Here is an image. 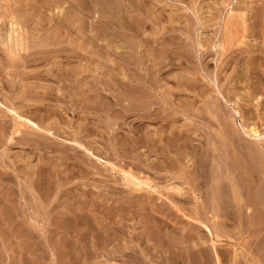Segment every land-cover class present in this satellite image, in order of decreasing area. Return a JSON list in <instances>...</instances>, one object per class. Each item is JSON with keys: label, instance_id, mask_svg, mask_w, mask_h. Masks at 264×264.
<instances>
[{"label": "rangeland", "instance_id": "obj_1", "mask_svg": "<svg viewBox=\"0 0 264 264\" xmlns=\"http://www.w3.org/2000/svg\"><path fill=\"white\" fill-rule=\"evenodd\" d=\"M22 1H0V264H264V0Z\"/></svg>", "mask_w": 264, "mask_h": 264}, {"label": "bare ground", "instance_id": "obj_2", "mask_svg": "<svg viewBox=\"0 0 264 264\" xmlns=\"http://www.w3.org/2000/svg\"><path fill=\"white\" fill-rule=\"evenodd\" d=\"M1 1V0H0ZM6 1V0H5ZM24 1V0H23ZM22 1V2H23ZM63 1V0H62ZM98 1V0H97ZM103 1V0H102ZM106 1V0H105ZM8 2H11V1H8ZM30 2V1H29ZM38 2V1H37ZM264 2V1H263ZM82 3V2H81ZM80 3V4H81ZM97 3V2H96ZM8 4V3H7ZM20 4V3H19ZM79 4V5H80ZM10 5V4H9ZM8 5V6H9ZM25 5V4H24ZM7 6V5H6ZM22 6V5H21ZM82 6V5H81ZM102 6V5H101ZM5 7V6H4ZM16 7V6H15ZM94 7V6H93ZM120 7V6H119ZM18 8V7H17ZM30 8V7H29ZM258 8V7H257ZM6 9V8H5ZM4 9V10H5ZM19 9L20 8H18V10H17V12L19 11ZM31 9V8H30ZM70 9V8H69ZM3 10V7H2V11H4ZM10 10V9H9ZM13 10H14V7H13ZM16 10V9H15ZM14 10V11H15ZM33 10V9H32ZM257 10V9H256ZM26 11V10H25ZM100 11V10H99ZM6 12V11H5ZM16 12V11H15ZM27 12V11H26ZM25 12V13H26ZM102 14H103V12L102 11H100ZM1 13V12H0ZM10 13V12H9ZM12 13H13V11H12ZM65 13V12H64ZM68 13V12H67ZM141 13V12H140ZM144 13V12H143ZM166 13V12H165ZM21 14V13H20ZM35 14V13H34ZM256 14V13H255ZM12 15H14V13L12 14ZM28 15V14H27ZM68 15V14H67ZM101 15V14H100ZM105 15V14H104ZM1 16V15H0ZM35 16V15H34ZM115 16V15H114ZM149 16V15H148ZM159 16V15H158ZM155 17L156 18V20H158V21H161V18H159V17ZM167 16V15H166ZM256 16V15H255ZM59 17V16H58ZM77 17H79L78 15H77ZM142 17V16H141ZM149 17H151V16H149ZM248 17V16H247ZM102 18V17H101ZM148 18V17H147ZM154 18V19H155ZM21 19V18H20ZM22 19H23V17H22ZM55 19H58V18H55ZM171 19V18H170ZM256 19V18H255ZM10 26L11 27H15V26H18V21H17V18H13V16H10ZM28 20H30V19H28ZM109 20V19H108ZM155 20V24H156V21ZM174 20V19H173ZM27 21V20H26ZM56 21V20H55ZM74 21V20H73ZM128 21V20H127ZM20 23H23L22 21H19ZM25 22V21H24ZM64 22V21H63ZM27 23V22H26ZM87 23V22H86ZM119 23V22H118ZM154 23V22H153ZM70 24V23H69ZM132 24V23H131ZM137 24V23H136ZM22 25V24H21ZM65 25V24H64ZM128 25V24H127ZM135 25V24H134ZM60 26V25H59ZM117 26V25H116ZM136 26V25H135ZM139 26H141V25H139ZM245 26V25H244ZM20 27V26H19ZM87 27V26H86ZM95 27V26H94ZM93 27V28H94ZM22 28V27H21ZM80 28V27H79ZM115 28V27H114ZM118 28V27H117ZM124 28V27H123ZM145 28V27H144ZM244 28V27H243ZM19 29V28H18ZM34 29V28H33ZM37 29V28H36ZM96 29V28H95ZM103 29H104V27H103ZM142 29V28H141ZM140 29V30H141ZM15 30V29H14ZM17 30V29H16ZM21 30V29H20ZM38 30V29H37ZM65 30L67 31V33H70V29L69 28H67L66 27V25H65ZM98 30V29H97ZM31 31V30H30ZM34 31V30H33ZM122 31V30H121ZM129 31V30H128ZM12 32V31H11ZM88 32V31H87ZM107 32V31H106ZM125 32H127V31H125ZM17 32H15V34H16ZM32 33V32H31ZM138 33V32H137ZM242 33V32H241ZM21 34V33H20ZM34 34V33H33ZM36 34V33H35ZM46 34H48V33H46ZM28 35V34H27ZM30 35V34H29ZM53 35V34H52ZM58 35V34H57ZM78 35V34H77ZM92 35V34H91ZM129 35V34H128ZM33 36H35V35H33ZM45 36V35H44ZM22 37V36H21ZM32 37V36H31ZM48 37L49 36H46V38L44 39V41H43V39H42V42H45L44 44L45 45H43V46H46V47H50L51 45H53V43H50L49 41H48ZM34 38V37H33ZM50 38V37H49ZM25 39V38H24ZM35 39V38H34ZM13 40V39H12ZM20 40V39H19ZM35 40H37V39H35ZM50 40H53V39H50ZM120 40V39H119ZM165 40V39H164ZM16 41V40H15ZM54 41V40H53ZM106 41V40H105ZM112 41V40H111ZM168 41V40H167ZM20 42V41H19ZM38 42V41H37ZM37 42L35 43V45L37 44ZM238 42V41H237ZM246 42V41H245ZM39 43L40 42H38V44L37 45H39ZM142 43V42H141ZM168 43V42H167ZM171 43V42H170ZM6 44V43H5ZM12 44V43H11ZM14 44V43H13ZM22 44V43H21ZM31 44V43H30ZM89 44V43H88ZM123 44H124V42H123ZM128 44V43H127ZM173 44V43H172ZM242 44V43H241ZM17 45V44H16ZM24 45V44H23ZM33 45V44H32ZM33 46V47H38V46ZM81 45V44H80ZM129 45V44H128ZM127 45V46H128ZM141 45V44H140ZM143 45V44H142ZM153 45V44H152ZM15 46V45H14ZM29 46V45H28ZM28 46H27V48H28ZM54 46V45H53ZM56 46V45H55ZM132 46V45H131ZM26 47V46H25ZM41 47V46H40ZM134 47V46H133ZM5 48V47H4ZM51 48V47H50ZM54 48V47H53ZM125 48V47H124ZM135 48V47H134ZM6 49V48H5ZM8 49V48H7ZM10 49H12V48H10ZM21 49H23V48H21ZM45 49V48H44ZM102 49V48H101ZM122 49V48H121ZM132 49V48H131ZM137 49V48H136ZM35 50V49H34ZM36 50H39V49H36ZM114 50V49H113ZM160 50V49H159ZM28 51V50H27ZM66 51V48H61V49H56V50H52V49H48L47 51H34L32 54H31V56H35V58L34 59H31V60H28V62H26L27 64H29V63H31L30 65H32V63H37V62H39V60H37V59H39L38 57H40L41 58V56H44V55H52V54H60V53H63V52H65ZM74 51H75V49H74ZM112 51V50H111ZM131 51H133V50H131ZM240 52H241V50H239ZM23 52H24V50H23ZM26 52V51H25ZM122 52V51H121ZM125 52V51H124ZM124 52H122V53H124ZM244 52V51H243ZM5 53V52H4ZM11 53V52H10ZM30 53V52H29ZM118 53V52H117ZM130 53H132V52H130ZM134 53V52H133ZM132 53V54H133ZM137 53V52H136ZM9 54V53H8ZM18 54V53H17ZM109 54V53H108ZM119 54V53H118ZM138 54V53H137ZM147 54V53H146ZM240 54V53H239ZM1 55V54H0ZM14 55V54H13ZM114 55V54H113ZM125 55V54H124ZM165 55V54H164ZM230 55V54H229ZM12 56V55H11ZM17 56V55H16ZM105 56V55H104ZM116 56H118L117 54H116ZM131 56V55H130ZM129 56V57H130ZM234 56V55H233ZM136 57V56H135ZM9 58V57H8ZM43 58V57H42ZM5 59V58H4ZM12 60V59H11ZM112 60V59H111ZM115 60V59H114ZM117 60V59H116ZM122 60V59H121ZM138 61H139V59H138ZM11 62V61H10ZM77 62V61H76ZM120 62H122V61H120ZM136 62V61H135ZM165 62V61H164ZM202 62V61H201ZM7 63H8V61H7ZM26 63H25V65H26ZM138 63V62H137ZM13 64V63H12ZM9 65V64H8ZM22 65V64H21ZM124 65H125V63H124ZM158 65V64H157ZM10 66V65H9ZM14 66V65H13ZM27 66V65H26ZM67 66V65H66ZM66 66H64V67H59V68H57L55 71L57 72V73H60L61 74V78L62 77H67V80L68 81H70L71 79L73 80V81H81L82 79H83V75H82V77H81V75L79 76V75H77L76 77L74 76H69L70 75V73H69V69H67V67ZM123 66V65H122ZM184 66V65H183ZM11 67V66H10ZM130 67V66H129ZM148 67V66H147ZM30 68V67H29ZM140 69V68H139ZM138 69V70H139ZM86 70V69H85ZM84 70V71H85ZM152 70V69H151ZM54 70L52 71V69H50V72H48L47 74H45V75H43V74H41V73H39V72H37V73H32V74H29V75H25L24 74V76H26V80L29 78V79H39L38 81H40V79H43L44 78V76H47V75H50V76H55L54 75V72H55ZM240 71V70H239ZM82 72H83V70H82ZM69 73V74H68ZM80 73V72H79ZM72 74V73H71ZM74 74V73H73ZM157 74V73H156ZM126 75V74H125ZM23 76V75H22ZM79 76V77H78ZM130 76V75H129ZM85 77V76H84ZM131 77V76H130ZM161 77V76H160ZM237 77V76H236ZM69 78V79H68ZM152 79H153V77H152ZM55 80V79H54ZM59 80V79H58ZM241 80V79H240ZM10 81V80H9ZM12 81V80H11ZM63 81V80H62ZM100 81V80H99ZM115 81V80H114ZM41 82V81H40ZM65 82V81H64ZM72 82V81H71ZM70 82V83H71ZM141 82V81H140ZM155 82V81H154ZM6 83V82H5ZM16 83V82H15ZM67 83V82H66ZM88 83V82H87ZM104 83V82H103ZM121 83V82H120ZM100 84V83H99ZM130 84V83H129ZM136 84V83H135ZM151 84V83H150ZM125 85V84H124ZM123 85V86H124ZM131 85V84H130ZM14 86V85H13ZM33 88L31 89L30 87H29V89L27 90H25V91H27V92H25L24 90V92L22 91V93H21V95L19 96L21 99H24L25 101L26 100H28V98H32L33 97V99L34 98H38V100H39V98H41L42 96L44 97H49V95H47V93L48 94H52L51 92H50V88H49V86H48V88H44V87H42V90H43V88H44V90H46L47 92H45L44 90L42 91L41 90V87H40V85H38V87H39V89L41 90V91H38L39 89L37 88V86H35V88H34V85L32 86ZM149 87V86H148ZM158 87V86H157ZM161 87V86H160ZM5 88V87H4ZM24 88V87H23ZM99 89V88H98ZM51 90H52V88H51ZM64 90V89H63ZM105 90V89H104ZM124 90V89H123ZM16 91V90H15ZM82 92V91H81ZM83 92H85V91H83ZM143 93V92H142ZM42 95V96H41ZM74 95V94H73ZM135 95V94H134ZM158 95V94H157ZM51 96V95H50ZM70 96V95H69ZM81 96V95H80ZM11 97V96H10ZM18 97V98H19ZM159 97V96H158ZM17 98V97H16ZM36 99H35V101H36ZM43 100H46V99H43ZM31 101V100H30ZM33 101V100H32ZM155 100H153V102H154ZM34 102V101H33ZM43 102V101H42ZM84 102V101H83ZM152 102V103H153ZM157 102V101H156ZM159 102V101H158ZM89 103V102H88ZM97 102H95V104H96ZM113 103V102H112ZM160 103V102H159ZM19 104V103H18ZM169 104V103H168ZM92 105V104H91ZM112 105V104H111ZM138 105V104H137ZM150 105V104H149ZM33 106V105H32ZM84 106V105H83ZM93 106V105H92ZM100 106V105H99ZM134 107V106H133ZM161 107V106H160ZM84 108V107H83ZM23 109V108H22ZM34 109V108H33ZM126 109V108H125ZM124 109V110H125ZM169 109V108H168ZM62 110V109H61ZM64 110V109H63ZM70 110V109H69ZM74 110V109H73ZM94 110V109H93ZM96 110V109H95ZM139 110V109H138ZM12 111V110H11ZM127 111V110H126ZM35 112V111H34ZM34 112H31V115H33L36 119H37V117L39 118V120L41 121H43L45 118L46 119H50L51 118V116L50 115H47V112L44 114V116L43 115H41V114H38L37 112L36 113H34ZM72 112H74V111H72ZM144 112V111H143ZM159 112V111H158ZM2 113V112H1ZM63 113V112H62ZM88 113V112H87ZM237 113V112H236ZM30 114V113H29ZM50 114H52V113H50ZM158 114V113H157ZM167 114V113H166ZM54 115V114H53ZM156 115V114H155ZM168 115V114H167ZM32 116V117H33ZM30 117V116H29ZM160 119H162V118H160ZM62 121V120H61ZM4 123V122H3ZM8 123V122H7ZM52 123V122H51ZM51 123H49L50 125V127H53V124H51ZM0 124H1V121H0ZM9 124V123H8ZM3 125H5V124H3ZM24 125V124H23ZM84 125V124H83ZM2 126V125H1ZM21 126V125H20ZM35 126V125H34ZM49 126H48V128H47V130L49 129ZM19 127V126H18ZM54 127H56V126H54ZM175 127V126H174ZM18 129V128H17ZM33 129H35V131L36 130H40V129H38L37 127H34ZM83 130V129H82ZM81 130V131H82ZM185 130V129H184ZM2 131H4V130H2ZM1 131V132H2ZM11 131V130H10ZM18 131V130H17ZM17 131H15V132H17ZM20 131V130H19ZM55 131V130H54ZM18 133V132H17ZM45 133V132H44ZM50 133V132H49ZM62 133H63V131H62ZM80 133V132H79ZM182 133V132H181ZM33 134V133H32ZM225 134V133H224ZM61 135V134H60ZM172 135V134H171ZM254 139H259V134H258V132L257 131H254V132H252L251 134H250ZM43 136V135H42ZM136 136V135H135ZM124 137V136H123ZM149 137V136H148ZM178 137H180V136H178ZM172 138V137H171ZM17 139V138H16ZM136 139V138H135ZM186 139V138H185ZM188 139V138H187ZM21 140V139H20ZM145 140V139H144ZM17 141V140H16ZM127 141V140H126ZM134 141V140H133ZM150 141V140H149ZM188 140H186L185 142H187ZM170 142V141H169ZM209 142V141H208ZM22 143V142H21ZM26 143V142H25ZM123 143V142H122ZM136 143V142H135ZM147 143V142H146ZM29 144V143H28ZM143 144V143H142ZM184 144V143H183ZM172 145V144H171ZM44 146V145H43ZM168 146V145H167ZM47 147V146H46ZM196 150V149H195ZM237 150V149H236ZM128 151V150H127ZM187 151V150H186ZM233 151V150H232ZM189 152V151H188ZM194 152V151H193ZM152 154V153H151ZM192 154V153H191ZM195 154V153H194ZM186 155V154H185ZM240 155V154H239ZM254 155V154H253ZM183 156V155H182ZM234 156V155H233ZM135 157V156H134ZM177 157V156H176ZM182 158V157H181ZM192 158V157H191ZM161 160V159H160ZM235 160V159H234ZM255 160H256V158H255ZM141 161V160H140ZM245 161H246V159H245ZM259 161V160H258ZM244 162V161H243ZM175 163V162H174ZM199 164V163H198ZM166 165V164H165ZM182 165V164H181ZM239 165H240V163H239ZM242 165L244 166V164L242 163ZM263 165V164H262ZM242 166V167H243ZM245 166H246V164H245ZM259 166V165H258ZM209 167V166H208ZM241 168V167H240ZM264 168V167H263ZM246 169V168H245ZM249 169V168H248ZM155 170V169H154ZM158 170V169H157ZM229 170V169H228ZM234 170V169H233ZM239 171H242V170H239ZM231 173V172H230ZM235 173V172H234ZM249 173V172H248ZM261 173V172H260ZM240 174V173H239ZM246 174V173H245ZM250 174V173H249ZM241 175V174H240ZM256 176V175H255ZM248 177V176H247ZM198 178V177H197ZM254 178V177H253ZM241 179H243V178H241ZM196 180V179H195ZM258 180H259V178H258ZM248 181V180H247ZM255 181V180H254ZM243 182H245V181H243ZM251 182V181H250ZM258 182V181H257ZM52 183V182H51ZM260 185V184H259ZM245 186V185H244ZM141 187V186H140ZM238 187H240V186H238ZM233 188V187H232ZM241 188H243V187H241ZM234 189V188H233ZM239 189V188H238ZM237 189V190H238ZM257 189V188H256ZM251 190V189H250ZM2 191V190H1ZM179 191H181V190H179ZM236 192V191H235ZM239 192V191H238ZM253 192V191H252ZM229 194V193H228ZM233 194H234V192H233ZM240 194H242V193H240ZM6 195H7V193H6ZM44 195V194H43ZM234 196V195H233ZM244 196V195H243ZM7 197V196H6ZM254 197V196H253ZM256 197V196H255ZM235 198V197H234ZM245 198V197H244ZM250 199V198H249ZM242 200H244L243 198H242ZM251 200V199H250ZM255 200V199H254ZM256 200H257V198H256ZM236 201V200H235ZM238 201V200H237ZM258 201V200H257ZM13 203V202H12ZM244 203V202H243ZM247 203V202H246ZM5 204V203H4ZM242 204V203H241ZM240 203H239V205H241ZM245 204V203H244ZM6 205V204H5ZM263 205V204H262ZM1 206V205H0ZM7 206V205H6ZM6 206L4 207V205L0 208V210H1V214H0V216H2L3 218H4V220H6V221H8V223L10 222V225H11V223L12 222H14L15 221V223H17V222H19L20 223V215L18 214V206L17 205H13V206H11V207H13V209L10 211V212H8V210L7 209H5L6 208ZM22 206V205H21ZM32 206V205H31ZM243 206H246V204L245 205H243ZM259 207V206H258ZM156 208V207H155ZM224 208V207H223ZM241 208V207H240ZM246 207H244V209H245ZM19 209H20V207H19ZM239 209V208H238ZM243 210V209H242ZM46 211V210H45ZM48 211V210H47ZM260 211V210H259ZM21 212V211H20ZM78 213V212H77ZM21 214V213H20ZM49 214V213H48ZM60 215V214H59ZM62 216V215H61ZM241 216V215H240ZM246 216H248V215H246ZM261 216V215H260ZM15 218V219H12V218ZM2 218V219H3ZM244 218V217H243ZM251 218V217H250ZM250 218H249V221H250ZM259 218V217H258ZM13 221H12V220ZM252 219V218H251ZM263 219V218H262ZM237 220V219H236ZM12 221V222H11ZM36 221V220H35ZM240 221V220H239ZM5 222V221H4ZM240 224H241V222H239ZM245 223V222H244ZM249 223V222H248ZM240 224H239V227H240ZM12 225H14L13 227H15L16 225L15 224H12ZM235 225V224H234ZM238 225V224H237ZM246 225V224H245ZM250 226V225H249ZM4 227V226H3ZM12 227V226H11ZM18 227V226H17ZM20 227V226H19ZM203 227H205V226H203ZM239 227H237V228H239ZM241 227H242V225H241ZM243 227H245V226H243ZM243 227H242V229H243ZM260 227V226H259ZM246 228V227H245ZM13 229V228H12ZM15 229V228H14ZM17 229V228H16ZM15 229V230H16ZM20 229V228H19ZM24 229V228H23ZM204 229H206V231H208V233H211L210 232V229H208L207 227H205ZM242 229H239V230H242ZM248 228H246L245 230H247ZM8 230V229H7ZM14 230V231H15ZM18 230V229H17ZM20 231V230H19ZM244 231V230H243ZM18 233L19 232H17V235H18ZM25 233H26V231H25ZM24 233V234H25ZM257 233V232H256ZM260 233V232H259ZM30 234V233H29ZM1 235H3V234H1ZM220 235V234H219ZM208 236V235H207ZM212 236V235H211ZM216 236V235H215ZM257 236V235H256ZM219 238V237H218ZM262 238V237H261ZM252 239V238H251ZM208 240V239H207ZM258 240V239H257ZM27 241V240H26ZM206 241V240H205ZM248 242V241H247ZM213 243H215V242H213ZM249 243V242H248ZM258 243V242H257ZM259 245H260V243H258ZM31 245V244H30ZM264 247V246H263ZM93 248V247H92ZM202 250V249H201ZM257 250H259V249H257ZM197 251V250H196ZM217 251H218V249H217ZM27 252V251H26ZM261 252V251H260ZM35 253V252H34ZM208 253V252H207ZM262 253H264V251L262 250ZM260 254V253H259ZM235 255V254H234ZM262 255V254H261ZM3 256V255H2ZM209 256V255H208ZM236 256V255H235ZM35 257V256H34ZM192 257V256H191ZM201 257V256H200ZM206 257V256H205ZM262 256H260V258H261ZM204 258V257H203ZM235 259H233V261H237V259L236 258H238V257H234ZM27 259V258H26ZM34 259V258H33ZM207 258H205V260H206ZM210 259V258H209ZM209 259H207V260H209ZM2 260V259H1ZM216 260H218V258L216 259ZM254 260V259H253ZM263 260H264V255H263ZM17 261H19V260H17ZM192 261V260H191ZM203 261V260H202ZM235 261V262H236ZM246 261V260H245ZM20 262V261H19ZM33 262V261H32ZM218 262H220L219 260H218ZM254 261H252L251 263L252 264H254L253 263ZM258 262H259V260H258ZM258 262H257V264H258ZM261 262H264V261H262L261 260ZM260 262V263H261ZM205 263H206V261H205ZM217 263V262H216ZM26 264H28V263H26ZM31 264H34V263H31ZM220 264V263H219ZM263 264V263H262Z\"/></svg>", "mask_w": 264, "mask_h": 264}]
</instances>
